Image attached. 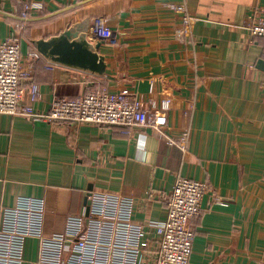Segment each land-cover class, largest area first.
<instances>
[{
  "label": "crops",
  "instance_id": "1",
  "mask_svg": "<svg viewBox=\"0 0 264 264\" xmlns=\"http://www.w3.org/2000/svg\"><path fill=\"white\" fill-rule=\"evenodd\" d=\"M42 1V11L22 19L18 0H0V43L20 38L22 64L39 87L34 109L96 88L134 93L145 106L168 96L166 131L185 136L186 147L170 145L151 127L124 134L112 126L0 113V224L3 210L21 199L42 207L40 235L24 238L21 264H55L42 262V238L64 232L69 217L84 212L89 225L91 193L127 201L129 216L101 235L109 250L116 241L137 245L129 256L143 264L158 243L152 223L165 218L164 196L179 176L210 185L190 220L195 234L187 264H264V37H251L244 27L257 0ZM179 3L195 17L182 38L176 30L183 14L170 7ZM85 17L91 41L98 23L111 31L99 47L104 75L27 56L31 39ZM27 86L24 80L26 101ZM141 135L147 137L144 162L136 147Z\"/></svg>",
  "mask_w": 264,
  "mask_h": 264
},
{
  "label": "built area",
  "instance_id": "2",
  "mask_svg": "<svg viewBox=\"0 0 264 264\" xmlns=\"http://www.w3.org/2000/svg\"><path fill=\"white\" fill-rule=\"evenodd\" d=\"M18 5H21V9L16 11V15L22 19H27L44 8L42 0H18ZM170 7L183 14L182 25L177 28V34L181 38L189 35L195 17L187 13L184 3L172 4ZM244 27L251 37H264V0H257L250 7ZM94 35L109 39L111 31L98 23ZM27 56L32 59L41 58L32 45ZM24 80L28 83L27 101L21 88ZM38 96L39 87L33 79L32 70L24 68L22 64L20 38L15 35L6 37L0 43V113L21 115L31 121L48 123L112 126L119 128L124 134L151 127L164 136L170 145H177L182 150L186 147L185 136L174 138L166 131L167 112L171 102L168 96L163 97L159 103L150 99L145 106L134 93L96 88L77 97L55 96L45 111L32 106V101ZM209 191L210 185L206 181L177 177L171 191L164 196L165 218L152 223L158 235L157 247L143 264L188 263L195 234L190 220L200 214L202 197ZM88 199L89 225L83 224L82 220L86 217L84 212L78 218L69 217L68 227L64 232L42 238V262L52 259L55 264H136L129 253H136L137 245L116 241L113 243L114 249L109 250V245L105 246L108 241L101 235L104 231H110V227H118L121 215L129 216L127 201L117 196L95 193L88 194L87 201ZM214 199L217 203L226 204L221 197ZM41 214L40 203L32 198L21 199L16 207L3 210L0 224V264H21L24 238L40 235ZM121 244L123 245L120 246ZM119 251L122 255L117 257Z\"/></svg>",
  "mask_w": 264,
  "mask_h": 264
},
{
  "label": "water",
  "instance_id": "3",
  "mask_svg": "<svg viewBox=\"0 0 264 264\" xmlns=\"http://www.w3.org/2000/svg\"><path fill=\"white\" fill-rule=\"evenodd\" d=\"M89 17L67 24L61 31L48 37L31 39V43L49 63L66 66L88 74L101 76L106 60L100 53L102 38L94 42L88 38Z\"/></svg>",
  "mask_w": 264,
  "mask_h": 264
},
{
  "label": "clouds",
  "instance_id": "4",
  "mask_svg": "<svg viewBox=\"0 0 264 264\" xmlns=\"http://www.w3.org/2000/svg\"><path fill=\"white\" fill-rule=\"evenodd\" d=\"M146 142H147V137H145V136H143V135H141V136L138 137V139H137V145H136V147H137L138 152H141V153H142V156H141V160H142V162L145 161V158H146V156H147V154L144 153V148H145V146H146Z\"/></svg>",
  "mask_w": 264,
  "mask_h": 264
}]
</instances>
